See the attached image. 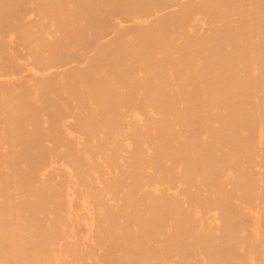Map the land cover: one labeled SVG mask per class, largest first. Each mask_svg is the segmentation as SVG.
I'll return each mask as SVG.
<instances>
[{
    "label": "bare ground",
    "instance_id": "1",
    "mask_svg": "<svg viewBox=\"0 0 264 264\" xmlns=\"http://www.w3.org/2000/svg\"><path fill=\"white\" fill-rule=\"evenodd\" d=\"M0 264H264V0H0Z\"/></svg>",
    "mask_w": 264,
    "mask_h": 264
},
{
    "label": "rangeland",
    "instance_id": "2",
    "mask_svg": "<svg viewBox=\"0 0 264 264\" xmlns=\"http://www.w3.org/2000/svg\"><path fill=\"white\" fill-rule=\"evenodd\" d=\"M29 67H30V68H29L30 71H27V72L24 73V74H27V77H28V78L31 77V75H32V77H33V76H34V77H37V76H38L40 73H42V72H43V73H48V71H50V69H51V67H48V68L46 67V68H47L46 70H45V69H44V70L41 69L42 71H39V69L34 68V66H33L32 64H30ZM60 69H62V68H60ZM32 70H34L35 72L32 71ZM52 70H53V69H51V71H52ZM32 72H33V73H32ZM13 73H14V74H13L14 77H19V75H20V74H16L17 72H13ZM36 73H37V74H36ZM15 74H16V75H15ZM30 74H31V75H30ZM11 75H12V74H11ZM36 75H37V76H36ZM4 76H7V75L5 74Z\"/></svg>",
    "mask_w": 264,
    "mask_h": 264
}]
</instances>
